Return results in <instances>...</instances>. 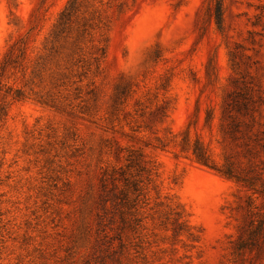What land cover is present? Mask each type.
I'll use <instances>...</instances> for the list:
<instances>
[{"label":"rangeland","instance_id":"1","mask_svg":"<svg viewBox=\"0 0 264 264\" xmlns=\"http://www.w3.org/2000/svg\"><path fill=\"white\" fill-rule=\"evenodd\" d=\"M0 76V264H264V0H0Z\"/></svg>","mask_w":264,"mask_h":264},{"label":"trees","instance_id":"2","mask_svg":"<svg viewBox=\"0 0 264 264\" xmlns=\"http://www.w3.org/2000/svg\"><path fill=\"white\" fill-rule=\"evenodd\" d=\"M24 41H26V40H24ZM26 46H27V44H26ZM25 50H26V47L22 48L20 50V52H22V54H25ZM9 62H11V61H8L7 63H9ZM2 68H3V66H2ZM0 78H1V76H0ZM0 85H2L1 80H0ZM15 99H17L18 101L22 100V98L18 94L15 97ZM194 154L196 155V158L200 162L206 164V157H203L201 155H197V153H194ZM218 172L222 176H224L225 178L234 180L235 182H237L238 184H241L244 187H250V188L252 187L251 184L244 181L245 179L243 180L241 177H237L234 174V172L232 171V169H230L228 167L226 169L220 170ZM120 182H124V183L127 182V179L124 177V174L122 173V171H119L116 169H109V168H107L103 171L102 187H103V192H104V201H105L106 205L111 204L113 207H117V206L122 205V206L132 208V206H134L133 205L134 201L130 202L129 199L126 197V195L123 193V191L120 189V187H119ZM135 191L139 192L136 189H135ZM260 193L264 196V189L262 191H260ZM175 214L177 216V220L179 221V224H181L183 221V216L179 212H176Z\"/></svg>","mask_w":264,"mask_h":264}]
</instances>
